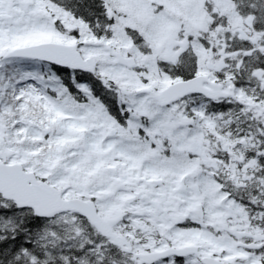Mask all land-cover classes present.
<instances>
[{
    "label": "snow or ice",
    "instance_id": "obj_1",
    "mask_svg": "<svg viewBox=\"0 0 264 264\" xmlns=\"http://www.w3.org/2000/svg\"><path fill=\"white\" fill-rule=\"evenodd\" d=\"M0 264H264V0H0Z\"/></svg>",
    "mask_w": 264,
    "mask_h": 264
}]
</instances>
